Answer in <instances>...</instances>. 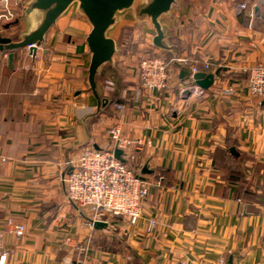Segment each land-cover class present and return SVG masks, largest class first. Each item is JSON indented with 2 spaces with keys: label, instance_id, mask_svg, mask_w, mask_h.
I'll return each mask as SVG.
<instances>
[{
  "label": "crops",
  "instance_id": "crops-1",
  "mask_svg": "<svg viewBox=\"0 0 264 264\" xmlns=\"http://www.w3.org/2000/svg\"><path fill=\"white\" fill-rule=\"evenodd\" d=\"M19 1L9 0L15 16L1 35L32 28ZM161 24L173 49L154 46L130 12L118 16V51L100 69L98 95L88 83L91 27L73 7L34 55L17 50L12 68L0 56L6 264H264V98L248 86L250 69L264 63V0H178ZM147 54L170 58L165 90L142 85ZM199 71L219 74L204 89ZM114 125L131 141L126 162L153 184L141 217L90 228L89 211L67 198L66 176L85 148L113 147ZM8 219L25 235L5 232Z\"/></svg>",
  "mask_w": 264,
  "mask_h": 264
},
{
  "label": "built area",
  "instance_id": "built-area-1",
  "mask_svg": "<svg viewBox=\"0 0 264 264\" xmlns=\"http://www.w3.org/2000/svg\"><path fill=\"white\" fill-rule=\"evenodd\" d=\"M0 4L1 24L12 20L15 14L9 0H0ZM253 14L251 11L250 16ZM168 67L169 61L166 57L147 54L139 59L138 77L148 89L165 90L169 85ZM248 86L253 95L264 98V63H258L250 69ZM232 91V88L226 90ZM109 134L114 144L112 148H85L66 176L67 198L80 209L89 211L90 217L88 216L86 224L90 228L98 222L107 223L114 216L125 219L141 217L142 202L149 195L153 184L150 179L138 175L126 160L116 157L115 148L123 151L124 158L131 145V141L122 137L119 126H112ZM135 145L139 147L143 145V141L139 139L135 141ZM6 231L16 237H22L26 233L25 225L12 219H8ZM3 239L4 231H0V264H6L8 258L7 251L2 250ZM67 243L72 244L73 239L68 238ZM220 262L224 263L225 260L221 259ZM181 264L200 263L184 260Z\"/></svg>",
  "mask_w": 264,
  "mask_h": 264
},
{
  "label": "water",
  "instance_id": "water-1",
  "mask_svg": "<svg viewBox=\"0 0 264 264\" xmlns=\"http://www.w3.org/2000/svg\"><path fill=\"white\" fill-rule=\"evenodd\" d=\"M178 0H20V18L33 17V26L14 38L0 34V56H7L8 64L12 68L15 52L27 47L32 55L45 42L46 34L57 23V20L70 8L76 9L90 24L86 36L89 47L90 65L88 68V83L92 91L97 94V77L105 63L112 62L118 51L117 41L110 36L116 25L118 16L130 12L134 21L143 27H148L154 33L152 44L163 50L173 49L166 41V32L161 24V18L167 15ZM260 12L258 5L254 6V13ZM18 21V20H17ZM12 23L3 25L9 28ZM0 26V30L2 29ZM178 56H174L177 62ZM215 73L199 71L194 79L202 88H209L215 79ZM97 148V147H96ZM232 152L234 148L231 149ZM117 158L124 161L123 151L115 148Z\"/></svg>",
  "mask_w": 264,
  "mask_h": 264
},
{
  "label": "rangeland",
  "instance_id": "rangeland-1",
  "mask_svg": "<svg viewBox=\"0 0 264 264\" xmlns=\"http://www.w3.org/2000/svg\"><path fill=\"white\" fill-rule=\"evenodd\" d=\"M254 1H255V0H251V2H254ZM242 4L245 5L244 7L242 6V8H246L247 5H248V3H247L246 1H244ZM242 4H241V5H242ZM253 13H254V11H253ZM168 61H170V58L168 59ZM256 65H257V64H256ZM254 66H255V65H254ZM254 66H253V67H254Z\"/></svg>",
  "mask_w": 264,
  "mask_h": 264
}]
</instances>
